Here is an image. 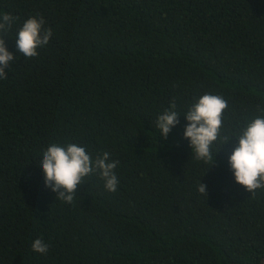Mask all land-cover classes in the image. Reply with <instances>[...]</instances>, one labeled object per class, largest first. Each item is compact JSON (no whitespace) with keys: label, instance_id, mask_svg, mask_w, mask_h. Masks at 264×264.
Wrapping results in <instances>:
<instances>
[{"label":"trees","instance_id":"16d2710c","mask_svg":"<svg viewBox=\"0 0 264 264\" xmlns=\"http://www.w3.org/2000/svg\"><path fill=\"white\" fill-rule=\"evenodd\" d=\"M4 13L19 19L0 80V264H264V191L228 164L264 107V0H0ZM37 14L53 35L28 59L15 35ZM205 93L228 102L221 134L233 136L211 167L184 138ZM173 99L165 139L155 121ZM51 143L108 151L117 191L97 173L73 203L56 200L39 166Z\"/></svg>","mask_w":264,"mask_h":264},{"label":"clouds","instance_id":"9594fccd","mask_svg":"<svg viewBox=\"0 0 264 264\" xmlns=\"http://www.w3.org/2000/svg\"><path fill=\"white\" fill-rule=\"evenodd\" d=\"M19 18L10 13L0 15V80L8 79L5 69L17 57L9 52L5 39L9 37L13 25ZM45 19L37 14L24 20L15 35L17 51L25 58L38 57V49L45 47L53 35L52 29L45 28ZM173 99L170 107L160 114L155 126L160 136L165 139L171 129L179 121L180 113L176 110ZM228 102L223 96L212 93L201 95L185 113L188 124L185 127L184 138L190 140L193 158L213 166L215 153L214 143L223 145L233 136L221 134L223 116L228 109ZM259 115L247 122L234 134L238 139V146L234 148L228 159L230 170L237 184L243 186L253 197L257 191H264V107L258 108ZM111 154L104 151L93 159L86 146L77 143H51L43 151L39 166L44 173L45 186L57 193L56 200L71 204L76 197L79 185L86 182V178L99 174L104 180V188L109 192H116L119 184L115 169L118 160H112ZM209 167V168H210ZM198 191L207 197L206 185L199 183ZM33 252L46 255L50 244L43 238L35 239L31 244Z\"/></svg>","mask_w":264,"mask_h":264}]
</instances>
